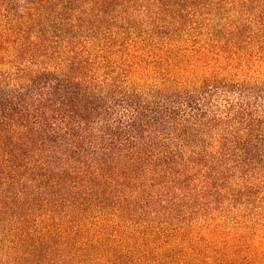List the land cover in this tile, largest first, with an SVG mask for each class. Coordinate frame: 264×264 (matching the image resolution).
<instances>
[{
	"label": "trees",
	"instance_id": "16d2710c",
	"mask_svg": "<svg viewBox=\"0 0 264 264\" xmlns=\"http://www.w3.org/2000/svg\"><path fill=\"white\" fill-rule=\"evenodd\" d=\"M264 0H0V264H264Z\"/></svg>",
	"mask_w": 264,
	"mask_h": 264
},
{
	"label": "rangeland",
	"instance_id": "374dc122",
	"mask_svg": "<svg viewBox=\"0 0 264 264\" xmlns=\"http://www.w3.org/2000/svg\"><path fill=\"white\" fill-rule=\"evenodd\" d=\"M254 56L247 62L248 66L243 68L240 73H246L252 81H259L258 83H264V60H258L255 58L257 53H253ZM261 237H256V243L261 244V249L264 250V243Z\"/></svg>",
	"mask_w": 264,
	"mask_h": 264
}]
</instances>
